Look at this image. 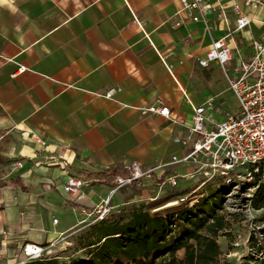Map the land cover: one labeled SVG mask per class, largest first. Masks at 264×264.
I'll use <instances>...</instances> for the list:
<instances>
[{
    "label": "crops",
    "instance_id": "crops-1",
    "mask_svg": "<svg viewBox=\"0 0 264 264\" xmlns=\"http://www.w3.org/2000/svg\"><path fill=\"white\" fill-rule=\"evenodd\" d=\"M221 1L230 20L208 12L210 34L181 0H0V264L19 263L28 243L56 244L102 204L114 186L89 175L133 163L152 171L187 153L173 140L188 134L196 107L215 98L210 116L224 114L221 68L199 64L235 26L233 0ZM247 12L231 68L264 41V6ZM160 102L171 118L142 114ZM184 167L154 173L194 175ZM72 176L90 183L80 197L64 191Z\"/></svg>",
    "mask_w": 264,
    "mask_h": 264
},
{
    "label": "built area",
    "instance_id": "built-area-1",
    "mask_svg": "<svg viewBox=\"0 0 264 264\" xmlns=\"http://www.w3.org/2000/svg\"><path fill=\"white\" fill-rule=\"evenodd\" d=\"M183 11L195 23L204 22L208 33H212L215 25L209 24L207 13H214L218 20L229 21L228 4L216 0L212 4H205V0H181ZM249 10H259L264 6L263 0H233L232 14L235 26L225 35L212 39V45L207 54L199 60L203 68L212 64L218 65L228 82L230 91L239 104V112L229 115L223 121L216 122L210 113L216 109L215 98L208 99L203 105L195 108L188 126V134L174 138L173 142L187 150L182 156H173L168 162L159 164L154 170L144 172L139 163H133L129 168L128 177H119L116 185L111 189V195L92 211L84 210L83 223L92 220L94 223L106 220L112 213V199L120 190L131 185L135 180L155 172L158 169H167L173 166L192 165L196 167L194 174L216 175L218 173L231 174L237 169L246 168L243 175L245 180H252L255 173L264 169V41L253 45L251 58L236 68H231L233 48L230 40L236 33L242 32L252 23L248 12L243 11L240 4ZM178 23L177 26H181ZM22 71V70H20ZM116 90H109L105 97L112 99ZM144 116L157 114L171 118L170 109L162 102L142 110ZM23 167V163L17 165ZM182 176L175 174L169 177L162 185L168 184L171 188L178 186ZM90 183L82 177L72 176L64 186L66 194L82 196L83 188ZM188 196L181 198V203H187ZM58 223V220H54ZM54 243L49 246L28 243L23 248L24 259L17 264H28L47 257L51 253Z\"/></svg>",
    "mask_w": 264,
    "mask_h": 264
},
{
    "label": "trees",
    "instance_id": "trees-1",
    "mask_svg": "<svg viewBox=\"0 0 264 264\" xmlns=\"http://www.w3.org/2000/svg\"><path fill=\"white\" fill-rule=\"evenodd\" d=\"M128 168H116L91 174L88 179L98 180L109 187L116 185L119 177H128ZM171 175L166 173L159 177L151 172L135 180L131 185L139 189L151 181L161 186ZM246 182L255 189L251 206L255 210H264V169L255 173L252 180ZM120 191L127 193L124 188ZM139 191L133 190L128 203L134 200ZM189 195L188 191L170 194L159 201L148 204L133 205L117 220L102 222L93 230L92 237L76 251L80 256L66 253L57 257H44L28 264H217L220 246L216 241L224 230L222 210V192L213 194L200 203V212L188 203H181V198ZM178 202L177 206L165 208L168 204ZM169 215L166 217L165 215ZM264 238V229L261 230ZM250 257L243 264H264V239H251ZM45 246H48L45 245ZM185 251L184 259L178 253Z\"/></svg>",
    "mask_w": 264,
    "mask_h": 264
},
{
    "label": "rangeland",
    "instance_id": "rangeland-1",
    "mask_svg": "<svg viewBox=\"0 0 264 264\" xmlns=\"http://www.w3.org/2000/svg\"><path fill=\"white\" fill-rule=\"evenodd\" d=\"M216 74L219 79V91L223 99L222 110L224 114L218 115L216 119V122H220L227 114L236 115L239 112V104L230 91L226 77L221 69H218ZM188 167H192L190 173L195 172L196 168L192 165H186L184 170ZM184 170L180 168L181 172H184ZM245 173L246 168L237 169L231 174L221 172L216 175L212 173L208 175L194 174L190 177L179 179L176 188H171L168 184L156 186L151 181H146V184L139 189L133 187L125 188L127 193L120 191L112 199L113 211L105 222L117 220L121 213L123 214L133 205L148 204L153 200L159 201L170 194H180L184 191L189 192L188 205L194 208L196 214H198L200 212V203L203 200L207 199V202H209L208 200L213 194L222 192L223 209L219 213L224 219L225 228L216 238L220 246L217 264H243L244 260L250 257V251L252 250L251 239H264L261 234V230L264 229V210H255L251 206V199L255 189L246 182L243 176ZM109 190L105 189V192L110 196L112 190ZM133 190L139 191L140 195H136L134 200L128 203V197L133 193ZM165 216L169 217L167 214ZM55 217L58 220H62L60 213H57ZM99 224L101 223H94L92 220H88L85 223L79 220L70 232L54 244L50 255L47 257L62 256L67 252L72 256L84 254L82 251L78 253L76 251L81 247V244L86 243L87 239L92 237L94 228ZM178 257L184 259L185 251L179 252ZM23 259L24 256L22 254L19 257V261Z\"/></svg>",
    "mask_w": 264,
    "mask_h": 264
},
{
    "label": "water",
    "instance_id": "water-1",
    "mask_svg": "<svg viewBox=\"0 0 264 264\" xmlns=\"http://www.w3.org/2000/svg\"><path fill=\"white\" fill-rule=\"evenodd\" d=\"M177 205H178V202H173V203L168 204L165 208H170V207L177 206Z\"/></svg>",
    "mask_w": 264,
    "mask_h": 264
}]
</instances>
